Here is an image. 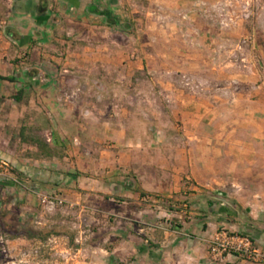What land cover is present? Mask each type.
<instances>
[{"label": "crops", "instance_id": "obj_1", "mask_svg": "<svg viewBox=\"0 0 264 264\" xmlns=\"http://www.w3.org/2000/svg\"><path fill=\"white\" fill-rule=\"evenodd\" d=\"M92 8L111 11L108 0H0V75L10 79L0 78V158L14 167L0 176V210L72 223L87 244L102 223L125 264H215L210 241L222 227L264 251L263 119L193 120L173 140L136 135L122 93L91 84L113 46L75 41L98 25L109 33ZM165 141L169 153L152 148ZM46 194L61 201L55 215L40 207Z\"/></svg>", "mask_w": 264, "mask_h": 264}, {"label": "rangeland", "instance_id": "obj_2", "mask_svg": "<svg viewBox=\"0 0 264 264\" xmlns=\"http://www.w3.org/2000/svg\"><path fill=\"white\" fill-rule=\"evenodd\" d=\"M108 5L127 29L112 26L105 34L98 25L75 41L113 46L107 50L112 62L93 69L91 84L98 93H122V99L113 97L131 111L136 135L182 138L193 120L246 126L258 118L264 122V0H108ZM213 107L220 114L204 112ZM241 133L247 137L251 130ZM163 144L152 148L169 153L168 142ZM40 207L56 213L41 198ZM79 219L73 222L80 224ZM39 220L27 222L0 210V264H125L119 252L111 254L114 244L106 241L102 223L87 244L81 227H46ZM87 245L88 250L78 252Z\"/></svg>", "mask_w": 264, "mask_h": 264}, {"label": "built area", "instance_id": "obj_3", "mask_svg": "<svg viewBox=\"0 0 264 264\" xmlns=\"http://www.w3.org/2000/svg\"><path fill=\"white\" fill-rule=\"evenodd\" d=\"M13 168L10 160L0 158V176L12 173ZM42 202L49 211L55 210L61 203L52 194L43 195ZM209 250L212 258L216 261H223L228 256H236L244 261L264 263V251L250 235L231 231L226 227L218 229L211 238Z\"/></svg>", "mask_w": 264, "mask_h": 264}, {"label": "trees", "instance_id": "obj_4", "mask_svg": "<svg viewBox=\"0 0 264 264\" xmlns=\"http://www.w3.org/2000/svg\"><path fill=\"white\" fill-rule=\"evenodd\" d=\"M92 10L100 15H105L107 17L108 23L112 26H119L124 31L127 29V25L123 24L122 21L118 17H116L110 10L106 12L100 11L96 8H92ZM0 78L10 80L9 78H4L1 75Z\"/></svg>", "mask_w": 264, "mask_h": 264}]
</instances>
